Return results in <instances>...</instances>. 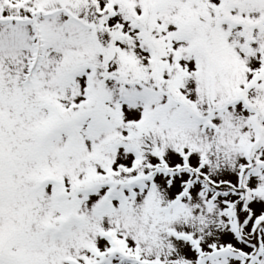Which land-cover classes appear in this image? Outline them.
<instances>
[{
  "label": "snow or ice",
  "instance_id": "1",
  "mask_svg": "<svg viewBox=\"0 0 264 264\" xmlns=\"http://www.w3.org/2000/svg\"><path fill=\"white\" fill-rule=\"evenodd\" d=\"M0 264H264V0H0Z\"/></svg>",
  "mask_w": 264,
  "mask_h": 264
}]
</instances>
